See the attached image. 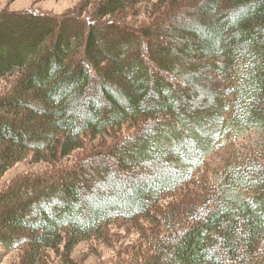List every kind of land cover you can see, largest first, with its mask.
<instances>
[{"label": "trees", "instance_id": "1", "mask_svg": "<svg viewBox=\"0 0 264 264\" xmlns=\"http://www.w3.org/2000/svg\"><path fill=\"white\" fill-rule=\"evenodd\" d=\"M141 3L150 21L121 19ZM84 12L0 8V81L16 78L0 99V179L31 157L55 166L0 192V246L24 249L21 264L52 251L71 263L124 220L144 240L121 264H264V0H103ZM169 14L176 24L160 27ZM178 59L219 71L188 76ZM114 133L110 150L65 162ZM64 180L72 197L56 196Z\"/></svg>", "mask_w": 264, "mask_h": 264}, {"label": "rangeland", "instance_id": "2", "mask_svg": "<svg viewBox=\"0 0 264 264\" xmlns=\"http://www.w3.org/2000/svg\"><path fill=\"white\" fill-rule=\"evenodd\" d=\"M102 2L103 0H0V8L2 7L13 11L37 10L57 15H68L74 12L85 11V16L91 19L94 15H97V10ZM117 2H120V0H115V3ZM149 6L150 5H148V3H141L140 5L136 6V10H138V8L140 10L134 12L133 7L127 8V15H125L121 19H123V21L125 22L134 24V26H142L144 23L150 21V17L146 14V11L150 9ZM193 7V4L189 5L190 9H192ZM107 8L112 9L113 4H108ZM183 14H185V12ZM179 17L181 18L182 15L179 14ZM113 18L114 17L111 16L108 19L110 20ZM165 20H163L165 22H162L159 25L160 27H172L176 24L174 18L172 17V14H169L168 18H165ZM135 43L137 47L141 46L139 45L140 43H138V41H135ZM142 45L147 46V43H144ZM185 46L189 47V49L191 50L194 49V47H190L191 45L189 44H186ZM179 61L182 62V59ZM181 68L182 71L188 76L207 72L209 78H211V80L213 81L219 71L217 62H213L212 65H209L203 61L193 64H187L183 61ZM98 76L100 77L99 74ZM11 80L12 81H8V79H5L0 81V99L10 90V87L13 85V82L16 81V78H11ZM31 104H34V102L32 101ZM35 106L39 107L38 104H36ZM133 131H136V128L133 127L131 129L130 125H128V128L125 130V132H123V135ZM123 135L121 134L120 136H115L114 133L113 136H104V139L102 140V144L104 146H100V140H90L89 147L85 149L82 148L72 158L66 159L65 162H74L81 156L83 157V155L90 153L95 147H99L98 149L104 148L110 150V148H112L122 139ZM230 155H232V150H225L220 154H217L211 162H213L214 165L225 164ZM127 158L130 157H126V159ZM54 168L55 166L53 163L38 162L34 157L25 159L19 162L12 170H10L3 178L0 179V192L8 188L12 184V182L15 179L19 178L22 174L45 173L53 170ZM132 171V169L128 172L125 169L118 170L115 167L114 163H112L111 169L109 170L110 173L115 172L119 174L121 180L129 178V174H132ZM83 174L84 173L79 172L76 175L82 178ZM98 176L99 175L96 173L94 177H91L90 181L85 182V192H91L92 194V192H94V189H97ZM65 183V180L59 182L58 187H60V190L56 196H62L64 198L73 196V192H69V190H67ZM91 186H93L94 188H92ZM61 194H64L65 196ZM147 225L148 224H146V226ZM143 240L144 237L142 236L140 230L131 229L129 223L124 220H117L110 227L107 236L101 238L99 236H96L92 239L83 241L74 252L71 263H65L66 258L62 253L52 251V258L49 259V262L45 264H121V259H126V253L137 247L140 243L143 242ZM25 254L26 252L24 249L10 251L8 248L0 246V264H21L23 259L25 258Z\"/></svg>", "mask_w": 264, "mask_h": 264}]
</instances>
